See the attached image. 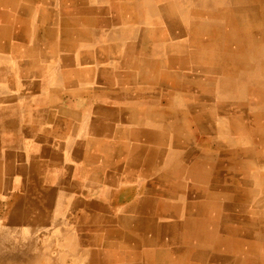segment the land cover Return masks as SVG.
Returning a JSON list of instances; mask_svg holds the SVG:
<instances>
[{"label":"rangeland","instance_id":"1","mask_svg":"<svg viewBox=\"0 0 264 264\" xmlns=\"http://www.w3.org/2000/svg\"><path fill=\"white\" fill-rule=\"evenodd\" d=\"M7 1L10 0H3V3L7 4ZM45 1L47 0H18L20 7H28L30 3L36 10L45 5ZM51 1L55 2L50 4L51 6H57L56 4L64 6L62 0ZM221 2V0H88V4L135 5L142 11L141 14H126L125 20L128 21L131 17L132 22L141 21L147 25V35L140 44L142 53L145 48L147 54L149 72L148 79H144L142 84V88L147 86L148 92L144 94L142 91L135 96L141 103H145V108L140 113L141 118H146L147 121L140 129L147 126V136L142 137L140 142L133 140L129 150L116 149L112 152L116 153L117 158L119 153L122 155V163L127 164L128 160H131L129 171L124 173L121 170L125 167L117 165V173L110 172L108 168L99 175L94 173L95 177L103 180L98 183L99 192L96 196L105 198L107 193L108 199L110 197V201L113 199L115 201L114 197L118 196L122 189L137 190V194L133 195H139L142 191L141 194L147 196L154 189L152 192L157 190L158 194L155 196L156 199L167 206L180 202L181 214L178 216L183 215L187 219L191 205L198 201L191 194L190 187L193 185L208 187L210 192L217 190L218 196L224 198L223 201L219 198L220 215L222 212L233 214V207L236 204L240 208L249 209L256 203L258 210L254 213L257 215L251 213L250 216L261 220L260 224L263 225L264 0ZM171 10H174V17ZM139 53L140 51L137 54ZM160 72L163 73V89L156 87L153 78L159 77ZM217 126L218 130L215 128ZM133 129L135 130L134 127ZM138 145H141V148ZM150 150H153V154ZM109 155L110 158L111 152ZM203 167L210 169L206 172V178L210 179L207 183L200 182L203 175L197 173L198 169ZM242 171L258 179L259 187L255 190V195L246 194V188L243 190L239 183V174ZM67 174L63 173L60 176L70 177ZM229 174L232 175L231 181H228ZM217 178L219 180L216 183ZM121 181L123 183H120ZM107 186L108 191L103 188ZM64 187L66 192H71L66 199L72 202L73 192L78 189H73L68 182ZM178 187H184L183 192H178L179 196L175 189ZM59 190L62 189L59 188L55 196V203L58 200V204L66 197L62 198L63 191ZM161 193L164 194L163 197L160 196ZM128 201L122 199L121 208L128 206L130 204ZM171 215L176 214L172 212L168 216ZM235 217L234 215L231 217L233 224L237 222ZM215 236L217 241L213 254L221 256L217 258L214 255L216 258H209V261L207 260L209 264H217L216 260L223 259L224 251L228 250L224 247V241L228 246L233 244V238L222 229L216 232ZM248 240L251 241L250 237ZM259 241L263 251L264 225ZM220 244L224 246H218ZM170 247L168 246V249Z\"/></svg>","mask_w":264,"mask_h":264},{"label":"crops","instance_id":"2","mask_svg":"<svg viewBox=\"0 0 264 264\" xmlns=\"http://www.w3.org/2000/svg\"><path fill=\"white\" fill-rule=\"evenodd\" d=\"M62 1L64 6L60 7L47 0L36 10L30 3L20 7L18 0L7 4L0 0V150L9 149L4 157L9 158L1 161L5 169L10 164L29 169L42 163L45 172L68 173L66 178L71 180L74 174L87 170L97 189L100 178L95 174L107 168L114 173L117 165L131 166L130 159L127 164L121 162L119 153L120 161L107 167L104 163L116 159L112 152L129 150L133 140L140 142L147 136V126L140 129L147 121L140 113L145 103L135 98L142 91L148 92L147 86L142 88L149 72L147 54L145 48L142 53L140 44L147 35V25L132 22L131 17L125 20L126 14H141L135 5ZM171 15L174 17V10ZM153 78L156 87L163 89V73ZM47 131L57 133L50 137ZM55 142L65 149H53ZM110 151L113 155L108 158ZM84 156L95 160L82 167L78 158L84 160ZM51 157L59 162H49ZM59 177L57 188H65L60 186L65 177ZM227 177L231 181L232 175ZM71 185L73 189L88 187ZM260 235L256 239L259 243H254L256 250H262ZM238 237L246 246L251 245L252 236Z\"/></svg>","mask_w":264,"mask_h":264},{"label":"bare ground","instance_id":"3","mask_svg":"<svg viewBox=\"0 0 264 264\" xmlns=\"http://www.w3.org/2000/svg\"><path fill=\"white\" fill-rule=\"evenodd\" d=\"M221 1L223 2V0ZM133 44L135 45V43ZM124 55L125 54H123V56ZM259 110L260 108L258 112ZM218 127L219 126L215 128L217 129ZM23 131H25V129ZM56 133V131H51L48 132L47 135L52 137ZM52 148L56 150L65 149L57 142H55ZM8 151V146L0 150V264H209L207 262L209 258L215 257L214 255H216V257L218 256L217 254H213V249L217 241L215 233L220 229L224 230L227 234H232L236 238L232 237V245L228 246L226 241L223 242L225 246L222 244L218 245L220 247H227L228 250L224 251L222 260L220 258L219 261L216 260L217 264H222V261H224V264H264V250H256L254 244L259 243L256 239L262 232L264 222L263 225H261V220L258 221L256 217L250 216L251 213L258 210L256 203H254L255 205L252 204L249 209L240 208L237 204L234 205L233 213L237 212L238 216L235 217L237 222L233 224L230 219L233 217L232 214L228 212H222L221 215L219 214L221 203L219 198L222 201L224 198L221 195L218 196L217 190L210 192L208 187H196V185H193L190 187L192 188L190 189L192 191L191 194L196 197L198 201L191 205L188 210V218L186 219L183 215L178 216L181 214L179 213L180 202L167 206L164 202H160L156 199L155 196L158 194L156 193L157 190L152 192L154 189L150 191L149 196L141 194L142 191L139 195H133L137 194V190L134 191L128 188L129 190L122 189L119 195L114 197L115 201L114 199L110 201V197L108 199L106 196L108 195L107 193H105V198H100L96 196L99 192L97 190L98 188L95 189L93 187L94 177L88 175L87 170L84 172L82 169L83 172L77 176L74 174L72 180L65 177L61 185L71 182L75 185L88 187L84 189L77 187L78 190L73 192L74 198L72 202L66 199L67 195L71 192H66L65 188H60L62 190L59 191H63L62 198L64 196L66 197L58 204V200L55 203V196L58 190L57 185L61 182L59 179H62V177H59L60 174H55L53 171L45 172L42 169V163H35L29 169H24L18 165L17 167H13L10 164V167L5 169L3 167L5 164L2 163L1 159L7 160L9 158V155H7L8 158H4ZM77 151L79 152L80 150ZM152 151L150 150V153ZM18 153L16 154L17 156ZM86 156H84V158ZM131 156L133 157V155ZM141 157L142 156H140V158ZM203 158L204 156L202 159ZM47 160L51 163L59 162V159L56 157H51ZM94 160L95 159H90V157L84 160L78 158V161L81 162V164H79L82 167L91 165V162H94ZM117 162L118 158L116 157V159H111L104 164L108 167L109 164L116 165ZM158 163L160 162L158 161ZM129 170H126V172ZM209 170L205 167L198 169L197 173L203 175L200 182L207 183L210 180L206 178V172ZM68 172H70V169ZM239 175V183L243 190L246 188L245 193L251 196L255 195V190L259 187L258 179L253 175L249 176L245 171L240 172ZM196 179L198 180V178ZM197 180L195 181V179H193L195 182H197ZM218 180V178L217 181L214 179L216 183ZM101 181L103 180L98 179V182ZM120 183L123 182L121 181ZM149 186L151 187V184ZM104 189L108 191L109 186L104 187ZM175 189L178 195V192H183L184 187ZM209 194L211 195L210 200L208 198ZM163 195L164 194L161 193L160 196L163 197ZM263 198L264 197H262V199ZM122 199L129 200L128 203L130 204L128 206L126 205L125 208H121ZM107 206L111 207L104 209V207ZM172 212L176 215H171L169 217L168 215ZM77 213H79V215ZM238 236H252L251 245L246 246ZM168 246L171 247L168 249Z\"/></svg>","mask_w":264,"mask_h":264}]
</instances>
